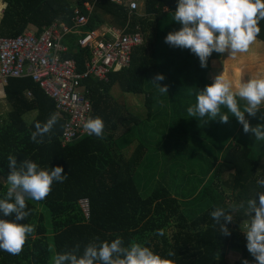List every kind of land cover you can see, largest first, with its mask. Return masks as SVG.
I'll use <instances>...</instances> for the list:
<instances>
[{
	"label": "trees",
	"instance_id": "16d2710c",
	"mask_svg": "<svg viewBox=\"0 0 264 264\" xmlns=\"http://www.w3.org/2000/svg\"><path fill=\"white\" fill-rule=\"evenodd\" d=\"M1 1L4 12L0 20V37L16 36L28 29L40 33L54 23L70 24L78 10L87 16L81 31L100 28L106 17L121 29L130 21L127 31L138 32L143 44L134 51L129 68L110 73L107 82L96 79L85 82L92 104L91 118L100 117L105 124L103 139L91 135L64 144L67 118L58 115L53 99L31 78L9 80L5 93L10 110L0 116V198L8 186L9 155L16 156L18 163L29 159L48 170L61 166L67 179L63 183L54 182L44 200H26L31 214L18 223L31 224L35 231L27 238L19 255L0 250V264H52L49 237H52L55 254L71 250L76 244L81 246L82 253L83 247L97 238L110 242L119 237L125 246L141 243L170 260L171 264H226V250L240 251L242 259L234 264L245 261L256 264L247 250L243 233L244 224L250 219L245 210L238 208L231 212L233 222L227 224L228 236L220 234V226L215 224L210 212L217 207L231 211V205L238 206L264 191L257 183L264 179V172L259 171L262 160L250 141L237 136H233L235 138L228 145L222 141L220 129L223 126L236 123L239 131L242 127L230 113L229 121L221 123L219 118L208 121V117H190L187 108L195 104L200 90L212 84L216 76L226 75L230 66L238 73L232 75L235 79H239V73L244 74V82L246 76H264V53L259 56L237 54L231 58L227 53L213 52L207 67L202 68L199 58L189 49L165 43L168 33L182 27L173 20L178 0H142V12L131 16L127 6L107 0H75L74 3L70 0ZM85 3L91 5L90 13L85 10ZM259 27L261 32L253 45L262 48L264 21H260ZM80 37L82 34H71L64 43L70 48L68 56L82 72L90 54L75 44ZM157 74L165 77L159 83L168 86V93L161 95L157 85L151 82ZM115 86L123 94L144 96L146 115L143 119L129 117L122 111L125 108L111 95ZM29 92L31 98L27 96ZM221 111L227 113L226 108ZM33 112L36 117L27 122L25 116ZM53 115L57 122L44 143L32 142L30 136L35 124H43ZM142 121L151 123L152 134L159 133L160 139L180 146L184 152L193 148L210 155L208 175L212 173L213 177L197 188L198 193L193 199L202 200L198 203L204 209L194 217L184 215L178 198L168 186L159 184L144 197L147 173L141 174L142 165L151 163V171L155 172L161 158L155 153L153 157L158 160H147L146 141L150 138L146 134L145 141L137 138V126ZM120 124L127 125V130L116 135ZM135 140L137 145L127 157L124 149ZM226 173H229L228 181L222 179ZM84 201L88 204V218L81 206ZM0 219L15 220V217L0 213ZM46 219L49 225H46ZM157 230H163L164 235H158ZM170 251L175 255L169 256Z\"/></svg>",
	"mask_w": 264,
	"mask_h": 264
},
{
	"label": "clouds",
	"instance_id": "9594fccd",
	"mask_svg": "<svg viewBox=\"0 0 264 264\" xmlns=\"http://www.w3.org/2000/svg\"><path fill=\"white\" fill-rule=\"evenodd\" d=\"M173 20L182 27L170 32L165 43L189 49L200 61L202 68L213 52L227 53L235 58L237 54L247 53L261 32L260 21H264V0H178ZM165 77L157 74L152 83L157 85L159 93H168V86H161L159 81ZM264 107V78H253L246 82L234 83L223 73L216 76L214 82L205 86L196 94L195 104L187 108L190 117L209 120L219 118L221 123L234 116L243 126L244 133L253 134L256 141H264V124L252 126L245 118V113L255 117ZM226 108L227 113L221 109ZM264 119V117H261ZM207 121V122H208ZM57 122L55 115L45 123L37 122L30 139L36 144L44 143ZM105 124L102 118L89 117L83 123L88 135L103 139ZM7 164L10 169L7 175V190L0 198V213L5 217L14 216L15 220L0 219V250L10 255H19L27 238L35 231L31 224L18 223L30 216L26 200L39 202L51 192L54 182L63 183L67 179L61 166L50 170L41 168L29 159L17 162L16 156L9 155ZM264 188V179L257 181ZM258 197V200H257ZM245 210L250 219L244 224L247 250L256 264H264V191H259L253 198L231 205V211L217 207L210 212L215 224L220 226V234L230 235L227 227L233 222L231 212ZM164 235L163 230H157ZM169 256L175 255L169 252ZM53 264H171L149 247L132 242L125 246L122 238L109 241L89 242L83 247L76 244L71 250L57 253L52 258ZM247 264V261L244 262Z\"/></svg>",
	"mask_w": 264,
	"mask_h": 264
},
{
	"label": "built area",
	"instance_id": "2783aa9c",
	"mask_svg": "<svg viewBox=\"0 0 264 264\" xmlns=\"http://www.w3.org/2000/svg\"><path fill=\"white\" fill-rule=\"evenodd\" d=\"M107 1L127 6L130 16L138 14L140 8L137 0ZM84 8L89 13L92 10L88 3ZM129 22L124 29L110 28L109 36L102 31L82 33L75 44L90 54L82 72L78 71L75 60L68 56L70 48L64 43L66 37L78 35L87 23V16L78 10H75L70 24L54 23L40 33L28 29L16 36L0 37V98L5 95L10 79L31 78L53 99L58 115L67 118L64 144L90 136L83 129V123L92 112L85 82L89 79L107 82L110 73L130 67L133 53L143 44V38L138 32L127 31ZM27 96L31 98V92ZM84 203L81 206L88 218V204Z\"/></svg>",
	"mask_w": 264,
	"mask_h": 264
},
{
	"label": "rangeland",
	"instance_id": "374dc122",
	"mask_svg": "<svg viewBox=\"0 0 264 264\" xmlns=\"http://www.w3.org/2000/svg\"><path fill=\"white\" fill-rule=\"evenodd\" d=\"M69 1V0H67ZM75 0H70L71 3H74ZM140 5L138 12H142V0H137ZM4 5L3 2L0 0V6ZM74 5V4H72ZM1 8V7H0ZM4 6L0 10V20L3 17ZM117 27V29H121L116 25V22L111 20L110 18L106 17L104 23L100 26L99 29L101 31H108L107 29ZM33 30V29H32ZM34 31V30H33ZM150 34H147V37ZM260 49L254 45L250 46V51L247 53H254L255 55L259 56ZM264 53V52H263ZM246 55V53H240ZM239 54V55H240ZM220 66V65H218ZM232 71V72H229ZM263 71V70H261ZM242 72V71H241ZM236 74L237 71L232 69L230 66L229 70L226 72V76L229 78L233 74ZM244 73V72H242ZM238 74V73H237ZM239 79H235L232 76L231 79L234 83L237 82H244V74L239 73ZM264 74V71L263 73ZM236 77V76H235ZM247 80L253 79L254 77L246 76ZM255 78H264L263 75H257ZM3 92V91H2ZM111 95L117 100L118 104L123 106L125 110H122L127 116L129 117H136L138 119H143L146 115V108L144 106V96L143 95H131V94H123L119 87L115 86L113 90H111ZM10 110V106L6 101V94L3 95V98H0V116H5L8 111ZM36 112L30 113L25 116L27 122H30L36 117ZM140 116V117H139ZM264 108L261 109L260 112L257 113L255 117L249 116L247 114V120L249 123L254 127L258 124H264ZM127 125L120 124L118 130L116 131V135H120L124 131L127 130ZM141 127V129H140ZM237 124L233 125H225L220 129V138L222 141L228 145L232 140L235 138L233 136H237L242 138V140L247 142H251L252 146L254 147L255 153L257 157L261 158V165H260V172H264V141H256L253 134L251 133H244L243 126L241 127L240 131ZM145 129V132L144 130ZM154 130L151 128V123L142 121L137 126V138L144 140V136L146 134L147 138H150L149 141H146L148 145L147 154L148 159L151 160L153 154L157 153L159 155L160 163H158L157 167L155 168V172L151 171V163H146V165H142L140 170L141 174H146L145 176V186L144 191L142 192L144 197L150 195V193L159 185L168 186L172 193L178 198L182 211L187 218H192L195 215L199 214L204 207L200 206L198 203L200 200L199 198L195 201V196L198 193L197 188L206 185L209 180H211L212 173L209 176L208 173L210 172V155L202 154L199 150H194L191 148L188 152H184L180 146L175 145L174 143L164 141L165 139H160L159 133L155 135L152 134ZM218 134V133H217ZM151 137H153V143H151ZM219 137V136H218ZM237 139V138H236ZM238 140V139H237ZM165 142V144H164ZM137 145V140L133 144H131L126 150L127 157H130V154L133 152ZM163 158V159H162ZM156 159V158H155ZM158 160V159H156ZM164 160V162H162ZM229 173H226L222 176L223 180L228 181ZM84 202H81V205H84ZM86 209V207H84ZM46 225H49V220L46 219ZM49 243L51 246V251L53 257L55 256V250L53 246L52 237H49ZM52 257V258H53ZM241 253L238 250H226L224 252V261L226 264H234L237 261H240ZM53 264V259L51 261Z\"/></svg>",
	"mask_w": 264,
	"mask_h": 264
},
{
	"label": "crops",
	"instance_id": "0c3cea01",
	"mask_svg": "<svg viewBox=\"0 0 264 264\" xmlns=\"http://www.w3.org/2000/svg\"><path fill=\"white\" fill-rule=\"evenodd\" d=\"M164 11H167L166 9H164ZM114 29H116V27H114ZM108 31H106L105 33H106V35L107 36H109V35H111V33H110V29H107ZM94 31H101V29H96V30H94ZM102 32H104V31H102ZM82 33H84V31H80V33L79 34H82ZM257 48H259L261 51H260V53H263L264 52V46L262 47V48H260V47H257ZM264 61V60H263ZM264 77V76H263ZM6 94V93H5ZM262 108H264V107H262Z\"/></svg>",
	"mask_w": 264,
	"mask_h": 264
}]
</instances>
